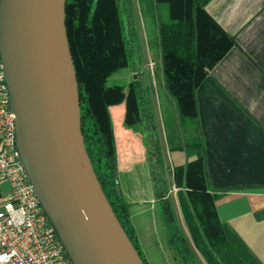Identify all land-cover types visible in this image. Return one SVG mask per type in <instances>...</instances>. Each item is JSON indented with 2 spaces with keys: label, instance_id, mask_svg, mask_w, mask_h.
<instances>
[{
  "label": "crops",
  "instance_id": "obj_1",
  "mask_svg": "<svg viewBox=\"0 0 264 264\" xmlns=\"http://www.w3.org/2000/svg\"><path fill=\"white\" fill-rule=\"evenodd\" d=\"M205 9L235 45L198 87L195 125L182 126L166 89L157 17L152 47L147 32L142 43L135 16L142 59L139 74L149 90L168 197L195 263L264 264V0H207ZM138 77L127 69L123 86L130 87ZM125 106H112L111 114L119 190L128 204L136 243L147 264H179L154 187L143 128L126 124ZM196 144H202V151ZM200 153L209 192L217 196L219 220L210 236L216 247L207 252L193 237L174 177L176 167H185Z\"/></svg>",
  "mask_w": 264,
  "mask_h": 264
},
{
  "label": "trees",
  "instance_id": "obj_2",
  "mask_svg": "<svg viewBox=\"0 0 264 264\" xmlns=\"http://www.w3.org/2000/svg\"><path fill=\"white\" fill-rule=\"evenodd\" d=\"M206 1L156 0L168 5V20L159 21L162 65L165 86L176 103L182 126L197 123L196 91L235 45L234 38L206 11ZM66 27L79 84L86 148L119 221L140 253L128 204L119 190L111 114L112 106L125 103L126 124H140L144 131L148 162L169 229L171 248L179 264H196L177 225L168 197L167 170L149 90L139 74L141 47L132 0H66ZM122 69L136 73L138 79L130 87L108 85L109 79ZM195 147L202 151V144ZM174 177L193 237L198 246L207 252L209 247H216L210 236L219 225V220L215 209L217 196L209 192L203 153L185 167H176ZM211 241L212 244H209Z\"/></svg>",
  "mask_w": 264,
  "mask_h": 264
},
{
  "label": "water",
  "instance_id": "obj_3",
  "mask_svg": "<svg viewBox=\"0 0 264 264\" xmlns=\"http://www.w3.org/2000/svg\"><path fill=\"white\" fill-rule=\"evenodd\" d=\"M0 58L19 154L73 264H146L86 148L66 0H0Z\"/></svg>",
  "mask_w": 264,
  "mask_h": 264
},
{
  "label": "built area",
  "instance_id": "obj_4",
  "mask_svg": "<svg viewBox=\"0 0 264 264\" xmlns=\"http://www.w3.org/2000/svg\"><path fill=\"white\" fill-rule=\"evenodd\" d=\"M15 119L0 58V264H73L30 182Z\"/></svg>",
  "mask_w": 264,
  "mask_h": 264
},
{
  "label": "rangeland",
  "instance_id": "obj_5",
  "mask_svg": "<svg viewBox=\"0 0 264 264\" xmlns=\"http://www.w3.org/2000/svg\"><path fill=\"white\" fill-rule=\"evenodd\" d=\"M134 16H137V21L139 24V31L142 36V43L145 44V32H147L150 44L153 45V33L154 28V18L160 21L168 20V7L165 4L157 3L156 0H132ZM146 29V30H145ZM145 48V46H144ZM127 69H122L119 73H115L108 81V85H125L124 74H126ZM129 71V69H128ZM190 125L189 123L185 124ZM4 189H8V184L4 185Z\"/></svg>",
  "mask_w": 264,
  "mask_h": 264
}]
</instances>
